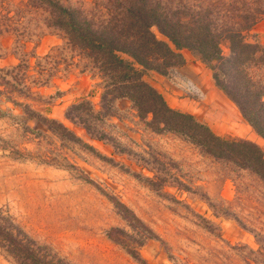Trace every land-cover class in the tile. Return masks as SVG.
Returning <instances> with one entry per match:
<instances>
[{
  "label": "rangeland",
  "instance_id": "obj_1",
  "mask_svg": "<svg viewBox=\"0 0 264 264\" xmlns=\"http://www.w3.org/2000/svg\"><path fill=\"white\" fill-rule=\"evenodd\" d=\"M221 1L227 10L230 0ZM125 3L0 0V211L65 264H264V183L178 135L153 131L51 24L66 7L100 26ZM243 35L264 49V18ZM220 47L227 58L228 44ZM176 52L183 62L162 74L119 56L169 107L220 137L255 143L264 156V140L211 71L189 51ZM247 73L264 88V65ZM113 229L122 243L106 236ZM0 264H15L1 247Z\"/></svg>",
  "mask_w": 264,
  "mask_h": 264
},
{
  "label": "trees",
  "instance_id": "obj_2",
  "mask_svg": "<svg viewBox=\"0 0 264 264\" xmlns=\"http://www.w3.org/2000/svg\"><path fill=\"white\" fill-rule=\"evenodd\" d=\"M124 1L121 10L111 13L100 26L66 7L56 10L51 24L63 31L67 43L90 58L109 78L108 87L118 92L117 99L133 103L137 116L153 131L178 135L213 158L249 170L264 183V156L255 143L220 137L191 114L169 107L161 94L141 80L132 62L119 56L125 54L141 68L161 73L159 69L171 65L173 60H177V64L183 62L176 51H189L211 71L215 86L264 140V88L247 73L249 66L264 65V49L243 38L244 31L264 18V0L250 3L230 0L227 10L220 8L221 0H194V3H179L168 8L156 0ZM223 11L228 14L221 13ZM151 27L168 42L156 39ZM223 41L228 44L227 58L221 52ZM102 98L103 95L100 101ZM42 120L54 124L73 142L79 141L61 124ZM124 218L132 224L126 216ZM115 232L117 229L110 230L106 236L115 243H122ZM0 247L15 264H65L46 247L30 239L3 211H0Z\"/></svg>",
  "mask_w": 264,
  "mask_h": 264
}]
</instances>
